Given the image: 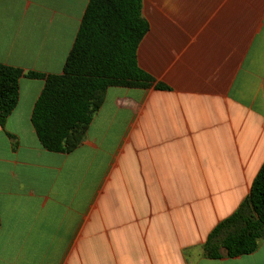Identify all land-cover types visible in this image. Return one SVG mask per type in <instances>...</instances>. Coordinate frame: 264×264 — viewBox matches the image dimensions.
<instances>
[{
    "label": "crops",
    "instance_id": "1",
    "mask_svg": "<svg viewBox=\"0 0 264 264\" xmlns=\"http://www.w3.org/2000/svg\"><path fill=\"white\" fill-rule=\"evenodd\" d=\"M89 0H0V63L61 74ZM149 87H107L81 143L45 149L21 76L0 125V264H264L208 258L264 161V0H141ZM156 84L166 88L159 89Z\"/></svg>",
    "mask_w": 264,
    "mask_h": 264
},
{
    "label": "trees",
    "instance_id": "2",
    "mask_svg": "<svg viewBox=\"0 0 264 264\" xmlns=\"http://www.w3.org/2000/svg\"><path fill=\"white\" fill-rule=\"evenodd\" d=\"M147 29L141 0H89L61 74L23 72L0 63V125L17 103L20 77L44 79L31 114L35 133L49 151L73 150L84 139L107 87L152 84L153 78L136 60ZM263 238L264 161L249 194L207 235L203 254L208 258L249 254Z\"/></svg>",
    "mask_w": 264,
    "mask_h": 264
}]
</instances>
